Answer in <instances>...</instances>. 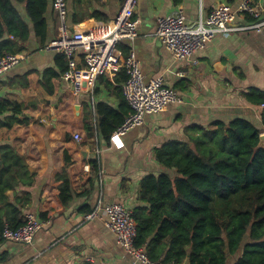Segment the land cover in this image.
Wrapping results in <instances>:
<instances>
[{"label": "crops", "instance_id": "1", "mask_svg": "<svg viewBox=\"0 0 264 264\" xmlns=\"http://www.w3.org/2000/svg\"><path fill=\"white\" fill-rule=\"evenodd\" d=\"M122 2L68 0V29L113 21ZM239 3L138 1V37L123 43L129 51L134 50L146 81L163 79L183 102L147 115L143 125L129 131L118 143H112L101 132L99 113L102 105L103 111L130 112L123 95L126 73L117 68L80 94L69 91L61 79V54L44 49L62 32L55 9L50 6L46 13V43L32 34L27 43L20 45L19 53L25 55V60L0 76V156L1 149H14L27 167V174L21 168L22 176L33 180L32 185L21 183L5 195L0 193V223L13 227L27 214H35L47 224L36 233L32 245L9 241L0 232V264H139L118 244L103 217L85 221L88 212L82 208L94 210L112 203H122L132 210L145 206L141 200L142 180L168 172L158 161L159 150L169 143H189L191 136L198 135L192 129L195 126L211 130L217 128V121L229 123L242 118L261 127L263 107L252 103L246 94L253 89L264 92V27L262 32L218 34L190 60H178L154 36L159 19L179 10L193 23L223 4L235 10ZM256 5L264 21V0H256ZM256 21L246 15L238 17L235 25H253ZM63 63L67 66L65 59ZM50 72L60 74V80L51 78ZM14 117L28 119V123L19 124ZM68 127L73 129L72 137L74 133L82 136L81 142L73 137L80 145L81 159H99L100 175L92 195L74 198L63 206L57 197L58 179L66 172L74 187L77 182V167L65 169L63 162L64 132ZM43 213L47 220L41 218Z\"/></svg>", "mask_w": 264, "mask_h": 264}, {"label": "trees", "instance_id": "2", "mask_svg": "<svg viewBox=\"0 0 264 264\" xmlns=\"http://www.w3.org/2000/svg\"><path fill=\"white\" fill-rule=\"evenodd\" d=\"M174 1L178 4L182 0ZM50 6L54 7V0H0V59L19 53L20 45L32 34L46 43ZM119 47L127 57L129 48L124 43ZM60 56L64 73L67 66ZM50 76L60 80V74L50 72ZM246 96L263 107L261 127L242 118L217 121L216 129L193 127L198 135L191 136L189 143H169L159 150L158 161L168 172L142 180L141 200L146 205L133 210L138 228L136 245L144 247L152 261L183 264L190 256L191 264H264V148L260 146L264 92L253 89ZM103 107L99 128L109 139L129 111L117 114L112 109L103 111ZM14 120L28 123V119ZM72 133L69 127L64 132L63 162L65 169L77 167V182L74 187L66 172L58 179L57 197L63 206L74 198L92 195L100 175L99 159L82 160ZM21 168L27 174L23 158L14 149H1L2 195L21 183L32 185L33 180L24 179ZM40 216L47 220L44 213ZM5 226L0 223L1 234Z\"/></svg>", "mask_w": 264, "mask_h": 264}, {"label": "built area", "instance_id": "3", "mask_svg": "<svg viewBox=\"0 0 264 264\" xmlns=\"http://www.w3.org/2000/svg\"><path fill=\"white\" fill-rule=\"evenodd\" d=\"M139 0H123L118 16L110 22L97 21L88 28L68 29V0H54V9L61 24V36L44 46L47 51L61 54L67 63L62 82L74 94L94 87L97 80L117 68H123L127 79L123 84L124 99L130 106L125 121L112 134V143L121 141L129 131L144 124L146 116L163 112L173 103H182L180 94L165 85L163 79L145 82L144 73L133 49L124 57L120 44L138 37L139 20L135 17ZM256 0H240L237 9L230 4L215 8L205 18L190 23L183 10L161 17L154 34L178 60H190L203 50L218 34L236 30L262 32L264 21ZM250 15L257 21L253 25L236 26L238 17ZM23 53L7 54L0 59V76L25 60ZM196 62V61H195ZM77 142L80 133H74ZM105 219L106 227L117 238L118 244L139 264H163L154 262L144 247L136 245L138 228L133 210L122 203L98 205L84 214L85 221ZM46 222L35 214H27L25 223L15 229L6 225L3 237L9 241L32 245L36 233Z\"/></svg>", "mask_w": 264, "mask_h": 264}, {"label": "water", "instance_id": "4", "mask_svg": "<svg viewBox=\"0 0 264 264\" xmlns=\"http://www.w3.org/2000/svg\"><path fill=\"white\" fill-rule=\"evenodd\" d=\"M260 139H261L260 146L262 148H264V134L261 135ZM183 264H191L190 263V256H188V258L186 259V261Z\"/></svg>", "mask_w": 264, "mask_h": 264}, {"label": "rangeland", "instance_id": "5", "mask_svg": "<svg viewBox=\"0 0 264 264\" xmlns=\"http://www.w3.org/2000/svg\"><path fill=\"white\" fill-rule=\"evenodd\" d=\"M145 82H148V80H147V81H145Z\"/></svg>", "mask_w": 264, "mask_h": 264}]
</instances>
